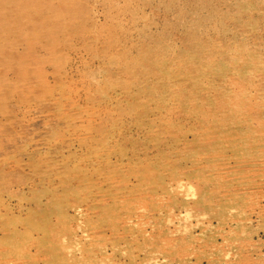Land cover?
I'll return each mask as SVG.
<instances>
[{
    "label": "rangeland",
    "instance_id": "1",
    "mask_svg": "<svg viewBox=\"0 0 264 264\" xmlns=\"http://www.w3.org/2000/svg\"><path fill=\"white\" fill-rule=\"evenodd\" d=\"M0 264H264V0H0Z\"/></svg>",
    "mask_w": 264,
    "mask_h": 264
},
{
    "label": "bare ground",
    "instance_id": "2",
    "mask_svg": "<svg viewBox=\"0 0 264 264\" xmlns=\"http://www.w3.org/2000/svg\"><path fill=\"white\" fill-rule=\"evenodd\" d=\"M139 1V0H138ZM181 1V0H180ZM201 2V1H200ZM59 14V13H58ZM51 15V14H50ZM41 16H46V15H41ZM47 17V16H46ZM38 18V17H37ZM123 18V17H122ZM130 18V17H129ZM137 18V17H136ZM184 20V19H183ZM203 21V20H202ZM223 21V20H222ZM97 24V23H96ZM98 28V27H97ZM84 31V30H83ZM87 31V30H86ZM99 33V32H98ZM60 35V34H59ZM71 35V34H70ZM8 38V37H7ZM77 41V40H76ZM36 42V41H35ZM170 42V41H169ZM90 48V47H89ZM111 48V47H110ZM114 49V48H113ZM45 53V52H44ZM114 55V54H113ZM117 57V56H116ZM9 59V58H8ZM29 63V62H28ZM20 64H22V62L20 63ZM29 64H31V63H29ZM39 66V65H38ZM39 68V67H38ZM42 71V70H41ZM123 71V70H122ZM97 75V74H96ZM123 75V74H122ZM235 75V74H234ZM80 76V75H79ZM55 77V76H54ZM83 77V76H82ZM13 80V79H12ZM86 80V79H85ZM96 81V80H95ZM135 82V81H134ZM85 84V83H84ZM98 86V85H97ZM76 89V88H75ZM74 103V102H73ZM31 106V105H30ZM51 118V117H50ZM198 158V157H197ZM89 173V172H88ZM71 174V173H70ZM190 179V178H189ZM181 180V179H180ZM179 182V181H178ZM178 182H176L177 184H180V182L178 183ZM192 182V181H191ZM182 183V182H181ZM174 184V183H173ZM180 185H182V184H180ZM152 186V185H151ZM183 186L184 185H182V188H183ZM177 187H179V186H177ZM182 188H179V189H182ZM176 189V188H175ZM188 192V191H187ZM141 201V200H140ZM131 203V202H130ZM138 204V203H137ZM79 208V207H78ZM171 211V210H170ZM172 216V215H171ZM135 217V216H134ZM137 217V216H136ZM142 220V219H141ZM146 220V219H145ZM171 222V221H170ZM148 236V235H147ZM162 237V236H161ZM164 237H166V236H164ZM170 237V236H169ZM168 243H170V241L168 242ZM156 258V257H155Z\"/></svg>",
    "mask_w": 264,
    "mask_h": 264
}]
</instances>
